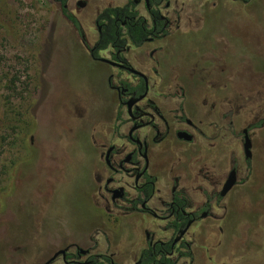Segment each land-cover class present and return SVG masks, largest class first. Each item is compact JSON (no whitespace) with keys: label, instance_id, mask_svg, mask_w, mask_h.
I'll return each mask as SVG.
<instances>
[{"label":"rangeland","instance_id":"rangeland-1","mask_svg":"<svg viewBox=\"0 0 264 264\" xmlns=\"http://www.w3.org/2000/svg\"><path fill=\"white\" fill-rule=\"evenodd\" d=\"M79 1L70 9L91 43L97 13L126 2L90 0L79 11ZM234 7L203 14L197 29L175 35L165 47L163 76L184 85L190 97L214 81L217 93L208 96L215 112L205 113L221 124V169L233 157L240 165L231 213L237 222L224 252L233 247L238 255L228 264H264V0ZM104 70L90 60L58 4L0 0V264H37L42 236L83 230L80 204L94 157L88 139L112 107L109 98L103 114L110 71ZM250 126L246 164L241 135Z\"/></svg>","mask_w":264,"mask_h":264},{"label":"flooded vegetation","instance_id":"flooded-vegetation-1","mask_svg":"<svg viewBox=\"0 0 264 264\" xmlns=\"http://www.w3.org/2000/svg\"><path fill=\"white\" fill-rule=\"evenodd\" d=\"M52 1L60 6L62 14L65 8L80 23L82 36L63 14L87 47L90 60L104 66V73L110 70L105 73L108 98L103 114L109 98L112 107L88 139L94 157L86 201L80 204L83 230L76 233L66 229L42 236L44 245L37 264L234 261L238 255L233 247L224 251L234 237L237 222L231 219V213L237 206L240 165L233 157L227 172L221 169L225 146L221 124L217 120L211 124L205 113L215 112V98L212 104L208 96L217 93L211 86L214 81H208V88L190 97L184 85L163 76V55L175 35L198 28L199 16L219 8L250 6L257 0H230L234 8L226 6L225 0H126L97 13L96 39L92 43L80 18L70 9L72 0ZM88 1L80 0L76 9L86 10ZM125 7H130L137 14L135 19L143 20L150 31L144 44L137 47L132 43L127 35L130 22L125 20L120 38L125 45H110L95 54L102 32L99 15L109 8ZM155 13L165 20L161 32ZM252 127L241 135L246 164L252 158ZM246 135L251 143L250 157L245 151ZM233 172L236 183L223 194ZM110 222L117 227L106 230L103 225ZM122 238L129 241L127 245Z\"/></svg>","mask_w":264,"mask_h":264},{"label":"trees","instance_id":"trees-1","mask_svg":"<svg viewBox=\"0 0 264 264\" xmlns=\"http://www.w3.org/2000/svg\"><path fill=\"white\" fill-rule=\"evenodd\" d=\"M63 14L72 22L76 30L82 36V28L78 20L72 16L67 9H63ZM137 14L132 13L130 7L125 8H109L104 10L98 17V24L102 26V32L99 40L94 48L96 54L100 50L107 49L110 45L115 47H122L124 42L120 41L123 34L122 22L129 21L130 26L127 30V35L130 37L132 43L141 47L148 37L150 31L147 30L143 20H136ZM157 20L158 32H161L164 27L165 20L159 14L155 13ZM163 33H166L163 32Z\"/></svg>","mask_w":264,"mask_h":264},{"label":"water","instance_id":"water-1","mask_svg":"<svg viewBox=\"0 0 264 264\" xmlns=\"http://www.w3.org/2000/svg\"><path fill=\"white\" fill-rule=\"evenodd\" d=\"M245 140H246L245 151L247 153V157H250L251 156V154H250L251 143H250L249 137L247 135L245 137ZM235 183H236V176H235V172H233L231 174L229 180L227 181L226 185H225L223 194L227 193L235 185Z\"/></svg>","mask_w":264,"mask_h":264}]
</instances>
